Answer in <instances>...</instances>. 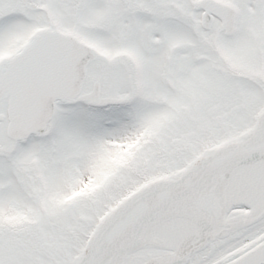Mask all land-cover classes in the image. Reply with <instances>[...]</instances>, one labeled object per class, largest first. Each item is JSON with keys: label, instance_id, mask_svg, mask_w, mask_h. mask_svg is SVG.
<instances>
[{"label": "snow or ice", "instance_id": "obj_1", "mask_svg": "<svg viewBox=\"0 0 264 264\" xmlns=\"http://www.w3.org/2000/svg\"><path fill=\"white\" fill-rule=\"evenodd\" d=\"M0 264H264V0H0Z\"/></svg>", "mask_w": 264, "mask_h": 264}]
</instances>
